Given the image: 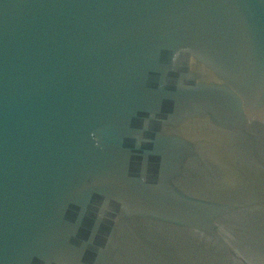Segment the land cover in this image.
<instances>
[{
	"label": "water",
	"instance_id": "water-1",
	"mask_svg": "<svg viewBox=\"0 0 264 264\" xmlns=\"http://www.w3.org/2000/svg\"><path fill=\"white\" fill-rule=\"evenodd\" d=\"M0 264H264V0H0Z\"/></svg>",
	"mask_w": 264,
	"mask_h": 264
}]
</instances>
